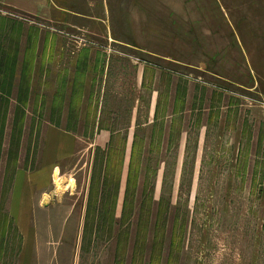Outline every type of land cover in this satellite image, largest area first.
Masks as SVG:
<instances>
[{
    "label": "rangeland",
    "instance_id": "374dc122",
    "mask_svg": "<svg viewBox=\"0 0 264 264\" xmlns=\"http://www.w3.org/2000/svg\"><path fill=\"white\" fill-rule=\"evenodd\" d=\"M206 4L209 27L170 30L180 61L0 2V104H27L0 117V264H264V0ZM49 127L79 141L46 173Z\"/></svg>",
    "mask_w": 264,
    "mask_h": 264
},
{
    "label": "crops",
    "instance_id": "0c3cea01",
    "mask_svg": "<svg viewBox=\"0 0 264 264\" xmlns=\"http://www.w3.org/2000/svg\"><path fill=\"white\" fill-rule=\"evenodd\" d=\"M0 2L46 18L53 23H62L83 29L88 28L89 25H91L89 29L102 28L106 37L110 36L109 39L112 41L153 56L180 61H186L182 51L193 50L180 41L185 38V34L176 31L177 33L172 35L170 30L207 28L211 25V21L206 20V15L210 14L211 9L213 12L216 11V6L206 4V2H212L215 5V0H0ZM186 14L188 21L185 22L184 15ZM195 14L197 15L195 16ZM76 20L83 23H76ZM115 28L116 30L120 28L122 30L120 32L126 36L117 37L116 31L114 32ZM170 39H172L171 42ZM188 43L193 45L192 39L188 40ZM106 53L108 54V52ZM148 70L150 69L146 68L145 70L144 68L139 71L138 78L146 76ZM155 73L157 75L158 72ZM0 92H5V90L1 88ZM13 103L7 102V104ZM16 104L18 103L16 102ZM154 104L157 106L154 107L152 118L158 114L159 100H156ZM111 138L110 134L109 139ZM127 140L126 155L128 154V160L126 162L125 159L124 165L127 163L130 166L135 139L128 137ZM77 141L79 140L74 134L49 127L46 139V157L42 170L49 173L50 165L53 161L55 162L58 154L70 155L74 152V145ZM103 148L105 145L102 146V150H105ZM29 173L25 169H20L16 179L14 215L18 224L23 228L27 226L28 212L26 208L33 204L30 194L34 192L31 191L39 187L37 176H32Z\"/></svg>",
    "mask_w": 264,
    "mask_h": 264
},
{
    "label": "trees",
    "instance_id": "16d2710c",
    "mask_svg": "<svg viewBox=\"0 0 264 264\" xmlns=\"http://www.w3.org/2000/svg\"><path fill=\"white\" fill-rule=\"evenodd\" d=\"M16 59H12L11 61H15ZM1 61L2 60H0V64H1ZM2 75V76H1ZM8 77H10L12 80L11 81H14V78H15V76H14V74L13 73H9L8 74V72H5V73H3V71H1V73H0V82H2V81H5L6 82V80L8 79ZM24 76H23V74H21L19 77H17V78H20V79H22ZM9 78V79H10ZM20 79H19V83H20ZM1 89V88H0ZM20 90V91H19ZM20 92H21V88H20V84H19V88H18V91L17 92H15L16 94H14V96L16 97V99L19 101V99H21L20 98ZM10 92L8 91V92H0V102L1 101H3L4 100V98H6V97H8V96H10ZM26 106H27V104H0V117L2 116V113L1 112H3V114H4V118H3V126L5 125V122H6V119H7V117H8V113H9V109L11 108H13L14 109V116H13V119L14 120H16L17 119V117L16 118H14L15 117V115L16 116H18L19 115V113L21 114V111H22V108L24 109V113H25V110H26ZM17 112V113H16ZM66 129H68V130H70L71 129V127L70 128H68V127H66ZM115 136H112V140H113V138H114ZM134 145H135V143H134ZM134 156H135V152L133 153V155H132V160H131V164H130V175H129V180H128V189H129V187H130V185H131V177H132V173H133V168H134Z\"/></svg>",
    "mask_w": 264,
    "mask_h": 264
},
{
    "label": "bare ground",
    "instance_id": "6f19581e",
    "mask_svg": "<svg viewBox=\"0 0 264 264\" xmlns=\"http://www.w3.org/2000/svg\"><path fill=\"white\" fill-rule=\"evenodd\" d=\"M67 186H65V187H61L60 188V191H62V189H64V188H66ZM50 199V195L49 194H46V196H45V201H48Z\"/></svg>",
    "mask_w": 264,
    "mask_h": 264
}]
</instances>
